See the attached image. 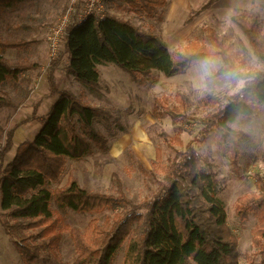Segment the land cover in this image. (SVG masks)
<instances>
[{"label":"trees","instance_id":"trees-1","mask_svg":"<svg viewBox=\"0 0 264 264\" xmlns=\"http://www.w3.org/2000/svg\"><path fill=\"white\" fill-rule=\"evenodd\" d=\"M29 0H0V13ZM219 0H207L211 7ZM165 0H118L126 11L153 17ZM258 60L264 64V35L256 19L233 17ZM208 44L190 41L168 50L155 34L139 30L130 22L106 14L98 19L90 16L68 29L62 38L60 53L67 56L65 75L84 87L97 88L98 67L114 64L143 86L158 72L172 77L185 72L206 55L215 54L237 64L238 54L224 36L206 29ZM26 41H0V48L21 49ZM60 64L50 62L52 72ZM29 69L10 64L0 56V84L15 82ZM249 86L228 98L220 110L202 120L200 141L207 151L226 147L234 169L240 157L239 141L243 133L236 128L242 118L259 113L264 105V71L252 73ZM49 95L55 102L44 116L33 112L31 119L41 125L32 140L18 145L13 159L4 165L12 147L14 130L5 132L0 144V226L13 243L23 264H36L54 257L61 241V230H67L75 252L72 264H114L122 248V264H239L238 238L228 225L225 204L218 197L214 172L204 165L192 145L176 153L162 166L163 179L150 197L135 202L124 193L115 195L92 193L81 188L69 176L66 186L50 189L58 183L67 161L83 160L109 149L108 139L94 127L102 110L83 103L67 89H58L49 77ZM177 106L165 109L174 118H186V105L176 96ZM159 104V102H157ZM152 115L158 118V107ZM5 93L0 94V108L16 109ZM177 143L179 139L175 138ZM160 152L155 151L156 159ZM255 193L240 196L234 204L241 221L255 219L251 245L264 261V180H256ZM69 209L76 213L112 215L102 221L93 218L83 230L64 224L56 214Z\"/></svg>","mask_w":264,"mask_h":264},{"label":"rangeland","instance_id":"rangeland-1","mask_svg":"<svg viewBox=\"0 0 264 264\" xmlns=\"http://www.w3.org/2000/svg\"><path fill=\"white\" fill-rule=\"evenodd\" d=\"M68 1L29 0L7 8L0 14L1 37L46 42L49 29L61 17ZM117 1H105L104 15L112 14L143 32L158 35L170 52L190 41L208 44L205 32L208 27L233 45L238 54L237 64L251 73L264 71V64L255 56L248 40L233 21L237 14L246 19H256L261 35H264V0H219L209 8L205 7L207 0H165L166 5L159 8L153 17L119 8ZM17 57L20 59L21 55ZM45 57L47 60V53ZM57 58L60 64L52 72L49 60L42 74L33 79L19 77L15 82L0 84V94H7L13 102L35 91L46 92L50 76L59 89L70 78L65 75L64 68L67 56L59 51ZM15 64L28 66L23 61ZM195 68L196 64L172 77L152 72L147 84L141 86L130 74L109 63L99 66L100 81L97 88L66 83L65 88L70 92L68 88H71V93L83 103L102 110L94 127L108 139L109 149L83 160L67 161L60 180L50 185V189L65 187L71 176L81 188L89 192L115 195L120 191L138 202L150 198L157 191L163 179L162 166L174 160L176 153L184 151L190 144L202 157L204 165L215 174L218 197L225 204L228 225L238 238L239 264H260V257L251 245L255 219L250 216L245 221L239 220L235 215L234 204L238 197L257 191V179L264 180V105L260 106L256 116L242 118L236 125L243 137L239 141L238 167L234 169L228 149L225 146L212 147L211 152L207 151L200 141L199 132L203 127L202 120L220 110L228 98L235 94L200 89ZM46 95L52 97L48 89ZM177 95L185 102L186 118H174L163 109L177 106ZM156 105H159L158 118L152 115ZM17 108H0V144L3 143L5 132L14 130L17 126L15 122L21 119ZM18 125L22 124L19 122ZM156 150L161 155L158 159L155 157ZM52 208L64 224L80 230L93 218L102 221L112 215L110 210L102 214H89L69 209L58 210L54 205ZM43 255L46 261L36 264H72L75 252L68 231L61 230V241L54 257L47 256L46 252ZM123 255L122 248L116 253L114 264H122ZM0 264H23L1 226Z\"/></svg>","mask_w":264,"mask_h":264},{"label":"crops","instance_id":"crops-1","mask_svg":"<svg viewBox=\"0 0 264 264\" xmlns=\"http://www.w3.org/2000/svg\"><path fill=\"white\" fill-rule=\"evenodd\" d=\"M1 14V13H0ZM0 34V41H17V40H11L8 38L1 37ZM21 41V40H18ZM25 41V40H22ZM28 42V45L25 47H22V49H14V48H6L2 49L0 48V56L4 57L9 63L12 65H22V64H15L16 62H22L24 65H28V70L21 73L19 76L21 77H31L32 79L39 74L41 75L44 69L47 66L48 59L46 60V42H37L36 40H26ZM21 55V58L19 59L17 56ZM45 60V61H44ZM68 60L66 61V63ZM49 66V65H48ZM99 69V67H98ZM70 80H66L65 83H63L59 89H66V83H70L72 85L79 86V83L76 82L72 77H69ZM69 84V85H70ZM48 89V87H47ZM46 92L42 91H35L33 93H30L29 95H25L21 98V100L13 101L14 103L18 104L17 108V114L20 115L21 119L16 121L15 124L17 126L14 129L13 137H12V148L8 152V154L5 157V164L10 162L16 152V149L18 145H20L22 142L26 140H32L37 133L41 129V125L34 120H29V122L25 123L24 125H18L19 122L21 123L25 119H31L32 114L34 111H36L38 116H43L48 113L50 110V107L53 105V103L56 100V97H48ZM72 91L71 88H68Z\"/></svg>","mask_w":264,"mask_h":264},{"label":"clouds","instance_id":"clouds-1","mask_svg":"<svg viewBox=\"0 0 264 264\" xmlns=\"http://www.w3.org/2000/svg\"><path fill=\"white\" fill-rule=\"evenodd\" d=\"M195 64L198 87L204 91L242 93L253 78L249 69L215 54L199 58Z\"/></svg>","mask_w":264,"mask_h":264},{"label":"built area","instance_id":"built-area-1","mask_svg":"<svg viewBox=\"0 0 264 264\" xmlns=\"http://www.w3.org/2000/svg\"><path fill=\"white\" fill-rule=\"evenodd\" d=\"M106 0H69L67 8L53 25L46 38L47 57L52 61L59 55L62 38L69 28L77 26L88 17L93 16L98 19L104 17V5Z\"/></svg>","mask_w":264,"mask_h":264}]
</instances>
